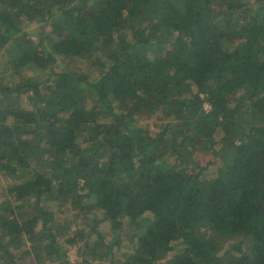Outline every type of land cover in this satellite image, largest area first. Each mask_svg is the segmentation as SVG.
<instances>
[{
  "label": "trees",
  "instance_id": "trees-1",
  "mask_svg": "<svg viewBox=\"0 0 264 264\" xmlns=\"http://www.w3.org/2000/svg\"><path fill=\"white\" fill-rule=\"evenodd\" d=\"M1 182L0 264H264V0H0Z\"/></svg>",
  "mask_w": 264,
  "mask_h": 264
},
{
  "label": "rangeland",
  "instance_id": "rangeland-1",
  "mask_svg": "<svg viewBox=\"0 0 264 264\" xmlns=\"http://www.w3.org/2000/svg\"><path fill=\"white\" fill-rule=\"evenodd\" d=\"M36 29H39V28H37V26H33L31 28V31L33 32ZM36 74L38 76H40V75H44L45 72H42L41 71V72H38ZM130 105L132 106V104H130ZM3 185H5V182H1L0 183V187L3 186ZM70 214H71L70 212H67V213H60L59 211L57 212L58 218H61V219L68 218V217L70 218ZM103 226H105V225H103ZM105 229H106L105 233L110 232V226L109 225ZM77 252L78 251H77V248L76 247H71V248L68 249V256H69L70 262L72 264H76L77 261H80V258L78 256V253ZM173 255H174V253L170 254V257H172ZM21 264H36V263L34 261H28L27 260L25 262H22Z\"/></svg>",
  "mask_w": 264,
  "mask_h": 264
}]
</instances>
